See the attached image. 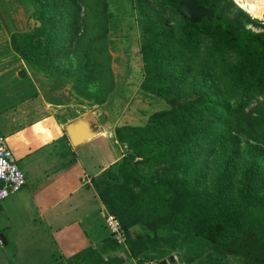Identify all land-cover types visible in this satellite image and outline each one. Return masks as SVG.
<instances>
[{
	"label": "rangeland",
	"instance_id": "obj_1",
	"mask_svg": "<svg viewBox=\"0 0 264 264\" xmlns=\"http://www.w3.org/2000/svg\"><path fill=\"white\" fill-rule=\"evenodd\" d=\"M139 1L145 15L153 23L171 30L167 48L169 56L177 58L175 64L165 71L177 78L175 92L184 95L202 90L216 95L215 102L226 105L231 113L226 124H230L228 130L220 133L216 140H207L201 149L195 148L186 154L189 160L182 172V181L211 202L220 199L226 205L231 203V207L244 206L240 210L243 224L234 238L250 231L264 239V134H258V140L247 137L257 133V130H264L260 126L264 125V91L241 107V91L232 89L230 78V71L237 63L236 55L211 56L210 41L206 38L197 43L195 53H190L183 44L182 16L162 0ZM219 3L226 14L241 22L245 28L264 32L263 19L242 9L235 0H219ZM14 4L18 5L22 18L15 21L17 25L10 28L12 31H31L45 21L59 30L78 27L74 41L62 38L60 44H53L48 49L50 40L46 45L47 58L43 60H38L24 48H21L23 55L20 51L17 53L23 57L28 68L49 78H63L66 89L72 95L70 109L81 113L80 118L88 119L94 132L87 140L101 136L95 140L100 164L89 175L94 189L101 190L107 183L120 179L119 176L112 178L108 173L112 170L115 173L116 166L129 153L127 145L116 140L115 129L121 125H143L150 114L169 107L161 97L140 88L144 71L140 54L143 30L138 0H0V18H15L11 8ZM6 23L9 24V20H5ZM17 43L21 46L19 40ZM134 162L142 182H148L156 174H163L149 161L136 159ZM246 187L249 188V199L244 196ZM20 191L22 195L34 196L29 187L24 186ZM23 232L21 235L24 236L39 234L31 228L30 232L28 229ZM148 232L143 225H136L130 230L131 235H146ZM152 235L153 241L140 252L142 263L134 258L138 264H159L173 254L190 264L249 262L240 255L218 254L207 245L195 244L189 237L175 236L168 227H158ZM108 239H111L107 242L108 247L119 253L114 254V258H133L126 239L120 242ZM39 242L20 246V264H35L37 260L44 264L46 256L42 253L45 247L41 249ZM14 253L11 241L3 245L0 240V261L13 257ZM113 257L104 255L102 259ZM68 263L99 262L94 258L89 261H75L73 258Z\"/></svg>",
	"mask_w": 264,
	"mask_h": 264
},
{
	"label": "trees",
	"instance_id": "obj_2",
	"mask_svg": "<svg viewBox=\"0 0 264 264\" xmlns=\"http://www.w3.org/2000/svg\"><path fill=\"white\" fill-rule=\"evenodd\" d=\"M162 1L182 16L183 44L187 51L195 53L197 43L206 38L210 41L211 56L236 55L237 63L230 71V78L232 89L241 91V107L263 93L264 32L245 28L222 10L219 0H197L201 6L213 11L211 17L203 16L198 22L186 18L181 12L185 0ZM138 4L143 30L140 54L144 71L140 88L161 97L169 107L150 114L143 125H121L115 129L116 140L125 143L129 153L116 166L115 173L113 170L108 173L110 177L116 179L119 176L120 179L107 183L97 193L125 233L129 254L140 263V252L153 241L152 233L158 227H168L175 236L189 237L195 244L207 245L218 254L240 255L249 261L248 264H264V239L259 234L249 231L239 238L233 237L243 224L240 210L244 206L231 207V203H227L228 206L220 199L212 203L182 181V172L189 160L186 154L192 149H201L207 140H216L220 133L228 130L230 124H226L231 113L226 105L215 102L216 95L202 90L184 95L175 92L177 78L165 71L175 64L177 58L169 56L167 48L171 30L153 23L140 7L139 0ZM56 28L45 21L39 28L13 33V48L22 55L21 48H24L38 60H43L47 58L48 49L53 44H60L62 38L76 40V25L67 31ZM18 40L21 46H18ZM186 50L182 51L181 58ZM260 126L264 129V125ZM258 134H264V130H257L247 137L258 140ZM136 159L149 161L163 174L142 182L137 176ZM244 196L249 199L248 187ZM136 225H143L150 234L131 235L130 230ZM90 258L97 260L98 264L122 262L121 258L104 260L94 248L74 256L75 261H89Z\"/></svg>",
	"mask_w": 264,
	"mask_h": 264
},
{
	"label": "crops",
	"instance_id": "obj_3",
	"mask_svg": "<svg viewBox=\"0 0 264 264\" xmlns=\"http://www.w3.org/2000/svg\"><path fill=\"white\" fill-rule=\"evenodd\" d=\"M11 8L15 18H0V131L34 196L19 191L0 202V240L11 241L15 250L0 264H20V246L37 241L45 247L44 264H70L88 248L113 257L119 253L107 245L110 214L89 176L100 164L95 140L101 136L72 143L68 127L82 114L70 109L72 95L63 78L28 68L15 51L11 35L22 31L10 28L22 15L18 5ZM86 123L81 130L89 132ZM30 228L39 234L21 235ZM121 259L120 264H138Z\"/></svg>",
	"mask_w": 264,
	"mask_h": 264
},
{
	"label": "built area",
	"instance_id": "obj_4",
	"mask_svg": "<svg viewBox=\"0 0 264 264\" xmlns=\"http://www.w3.org/2000/svg\"><path fill=\"white\" fill-rule=\"evenodd\" d=\"M257 18H262L264 23V13ZM25 185V175L17 158L9 148L6 138L0 131V202L19 192ZM108 226L110 227L111 238L116 239L118 242L126 239L118 220L111 215L108 218ZM177 256L176 254L170 255L159 264H188L180 256L178 258Z\"/></svg>",
	"mask_w": 264,
	"mask_h": 264
},
{
	"label": "water",
	"instance_id": "obj_5",
	"mask_svg": "<svg viewBox=\"0 0 264 264\" xmlns=\"http://www.w3.org/2000/svg\"><path fill=\"white\" fill-rule=\"evenodd\" d=\"M181 12L186 16V18L193 20L194 22H198L201 20L203 16L211 17L213 15V11L210 8L205 6H201L197 0H185V2L181 5ZM86 121L88 123H86ZM86 123L88 125V131L90 132L91 137L94 132L89 127V121L85 117L79 118L73 123H71L68 127V133L70 135L71 141L74 144H78L82 140L88 139L85 135L81 133H76L77 130H81V124Z\"/></svg>",
	"mask_w": 264,
	"mask_h": 264
},
{
	"label": "bare ground",
	"instance_id": "obj_6",
	"mask_svg": "<svg viewBox=\"0 0 264 264\" xmlns=\"http://www.w3.org/2000/svg\"><path fill=\"white\" fill-rule=\"evenodd\" d=\"M235 2L254 17H260L264 13V0H235ZM76 133H81L86 137L90 136V132L82 130H77Z\"/></svg>",
	"mask_w": 264,
	"mask_h": 264
}]
</instances>
